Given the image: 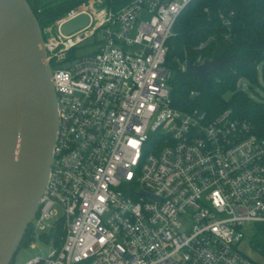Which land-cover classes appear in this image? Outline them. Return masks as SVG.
<instances>
[{"label": "built area", "instance_id": "2783aa9c", "mask_svg": "<svg viewBox=\"0 0 264 264\" xmlns=\"http://www.w3.org/2000/svg\"><path fill=\"white\" fill-rule=\"evenodd\" d=\"M190 2L89 0L45 27L58 130L32 226L63 237L26 264H258L240 244L264 224V137L231 110L171 106L169 40Z\"/></svg>", "mask_w": 264, "mask_h": 264}, {"label": "water", "instance_id": "95a60500", "mask_svg": "<svg viewBox=\"0 0 264 264\" xmlns=\"http://www.w3.org/2000/svg\"><path fill=\"white\" fill-rule=\"evenodd\" d=\"M88 23L77 17L70 34ZM231 56L186 73L209 85ZM58 130L57 97L42 29L26 0H0V264H11L45 192Z\"/></svg>", "mask_w": 264, "mask_h": 264}, {"label": "trees", "instance_id": "16d2710c", "mask_svg": "<svg viewBox=\"0 0 264 264\" xmlns=\"http://www.w3.org/2000/svg\"><path fill=\"white\" fill-rule=\"evenodd\" d=\"M26 1L45 39L46 26L89 0ZM131 1L105 0V3L116 12ZM222 17L230 24H224ZM221 55L231 56L232 61L209 78V85L189 76L182 68L192 60L194 63L200 58L215 60ZM168 66L172 71L168 82L172 107L182 111L198 109L206 112L210 119L231 110L233 117L249 121L255 133L264 137V102L237 88L241 78L251 86L259 84L260 74L264 80V0H191L174 25L169 40ZM255 228L251 243L264 258V224L257 223ZM34 235L31 223L19 250L29 247ZM52 237L55 244L60 245L63 237L60 226L55 233L41 235L44 241ZM14 262L15 257L11 264Z\"/></svg>", "mask_w": 264, "mask_h": 264}, {"label": "rangeland", "instance_id": "374dc122", "mask_svg": "<svg viewBox=\"0 0 264 264\" xmlns=\"http://www.w3.org/2000/svg\"><path fill=\"white\" fill-rule=\"evenodd\" d=\"M88 43H86L83 47L79 48L77 52L79 54H84L89 52L90 49L88 48ZM261 73V72H260ZM250 89L247 92L254 97L255 99L264 102V80L261 77L259 78V84L256 86L249 87ZM246 236L245 239L240 244V250L247 254L252 260L257 262L258 264H264L263 256L260 254L258 250L254 248L252 245V238L256 233L255 227H247L246 229ZM46 234L48 235V229L46 230H37L34 235V240L29 247L22 248L18 250L15 255V262L14 264H26L29 260H32L36 256H45L50 251V243H45L43 239H41V235Z\"/></svg>", "mask_w": 264, "mask_h": 264}, {"label": "crops", "instance_id": "0c3cea01", "mask_svg": "<svg viewBox=\"0 0 264 264\" xmlns=\"http://www.w3.org/2000/svg\"><path fill=\"white\" fill-rule=\"evenodd\" d=\"M263 260H264V258H263Z\"/></svg>", "mask_w": 264, "mask_h": 264}]
</instances>
